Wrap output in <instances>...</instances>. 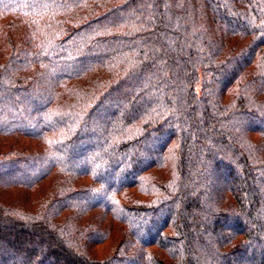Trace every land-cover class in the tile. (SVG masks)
Listing matches in <instances>:
<instances>
[{
	"label": "trees",
	"instance_id": "trees-1",
	"mask_svg": "<svg viewBox=\"0 0 264 264\" xmlns=\"http://www.w3.org/2000/svg\"><path fill=\"white\" fill-rule=\"evenodd\" d=\"M0 39V264H264V0H0Z\"/></svg>",
	"mask_w": 264,
	"mask_h": 264
},
{
	"label": "rangeland",
	"instance_id": "rangeland-1",
	"mask_svg": "<svg viewBox=\"0 0 264 264\" xmlns=\"http://www.w3.org/2000/svg\"><path fill=\"white\" fill-rule=\"evenodd\" d=\"M0 45H2L1 39H0ZM0 53L3 55V52L2 51H0ZM7 150H8V147H6V146H0V151L3 152V151H7ZM106 247H108V246H106ZM106 247H105V249H106ZM107 250H105V251H107Z\"/></svg>",
	"mask_w": 264,
	"mask_h": 264
}]
</instances>
